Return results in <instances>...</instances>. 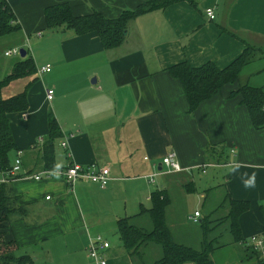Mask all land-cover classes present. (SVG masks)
<instances>
[{"label":"crops","instance_id":"obj_1","mask_svg":"<svg viewBox=\"0 0 264 264\" xmlns=\"http://www.w3.org/2000/svg\"><path fill=\"white\" fill-rule=\"evenodd\" d=\"M144 1L7 0L20 30L0 38V80L23 58L14 55L11 60L13 55L4 52L19 45L33 59L37 76L28 89V108L9 115L17 146L10 152V163L20 151L23 172L41 170L34 142L43 140L51 112L61 131V154L54 141L56 166L104 165L110 177L104 188L86 180L68 184L60 177L6 183L17 203L26 207V215L12 218L7 237L14 238L18 249L36 264H94L86 245L97 236L108 243L98 250L105 264H153L161 256L160 247L145 243L129 255L116 222L128 217L150 230L148 214L139 213L156 189L150 187L156 175L162 177L158 189L167 190L170 198L165 220L173 239L199 247V225L184 224L198 209L182 212V221L174 223L178 218L174 205L188 201L184 185L191 183L189 188L195 189L192 171L205 174L209 166L218 168L220 179L198 194L196 206L220 190L221 200L229 194L249 203L238 217L243 239L264 229V128L254 129L239 96H230L237 84L223 87L189 113L181 85L166 71L180 61L194 67L211 61L221 69L242 52L241 40L264 49V0H180L154 8L129 19L122 42L107 49L96 32L79 35L68 27L48 30L43 20V9L54 3H67L75 15L96 11L116 18ZM206 8L212 9L213 19L205 15ZM46 64L50 70L38 73ZM242 72V83L252 85ZM92 77L94 82L89 81ZM31 78L11 81L9 93L22 90ZM47 89H52L50 100ZM169 153L174 154L179 171L162 164ZM236 161L239 172L226 175ZM202 164L207 165L203 170ZM241 173H255L254 188L243 187L247 175ZM3 176L0 171V179ZM214 210L204 216L198 210V220ZM217 236L224 242V233ZM228 237L231 242L229 233Z\"/></svg>","mask_w":264,"mask_h":264},{"label":"trees","instance_id":"obj_2","mask_svg":"<svg viewBox=\"0 0 264 264\" xmlns=\"http://www.w3.org/2000/svg\"><path fill=\"white\" fill-rule=\"evenodd\" d=\"M177 1L180 0H146L133 10L121 12L116 18H106L96 11L86 15H75L67 3L61 2L46 6L43 9V20L48 30L68 27L79 35L96 32L102 47L107 49L122 42L126 22L129 19L154 8H164ZM19 30L20 26L7 0H0V38ZM241 41L244 43L242 52L221 69L211 61L198 67L191 66L186 61H180L170 65L166 71L181 85L189 113H192L202 102L220 94L223 87L237 84L236 88L230 92V96H239V103L246 108L252 127L258 130L264 128V89L262 86L242 83L240 76L242 69L248 63L264 54V49ZM23 77L32 78L22 90L9 93L11 88L8 86L11 81ZM36 79L33 59L30 56H24L16 61L10 72L0 80V171L3 174L11 168L14 162L13 160L10 163V152L17 149L11 133L9 115L24 112L28 108V89ZM46 121L47 131L43 140L39 138L34 142L35 146L39 147L40 168L41 170H52L65 167H57L54 162V141L61 136L59 125L51 112L47 114ZM20 153V151L17 152V155ZM20 170L12 180L22 177L23 174H20L23 172L22 166ZM25 173L36 172L29 170ZM6 183L0 182V264H36L30 255L16 254L18 246L15 239L7 237V229L10 227L12 218L26 215V207L17 203L16 196L12 195ZM189 184L184 185L187 191L193 188L192 185V188H189ZM149 202V207L142 206L139 214H148L151 222L150 230L131 223L128 217L119 218L116 222L121 245L129 255L136 254L142 244L153 243L161 249V256L153 264H215L213 255L215 249L240 243V247L244 249L245 261L251 260L252 264H264L258 253L246 244L247 239H243L240 235L238 217L248 210V201L235 200L230 198L229 194H225L221 204L227 207L223 219L227 222L226 229L231 237L230 244L223 242L219 245L218 236H210V233L212 234V231L217 228L210 223L215 220L217 224L222 222L221 218L211 219L210 215H207L197 220L201 231V242L197 248L173 239L165 220V210L170 203L167 190L154 189L149 195ZM95 238L88 240L86 245L87 255L94 264L96 262L90 257L88 246Z\"/></svg>","mask_w":264,"mask_h":264},{"label":"rangeland","instance_id":"obj_3","mask_svg":"<svg viewBox=\"0 0 264 264\" xmlns=\"http://www.w3.org/2000/svg\"><path fill=\"white\" fill-rule=\"evenodd\" d=\"M44 34H46V32H44ZM35 37V35L33 36V38ZM35 51L40 52V49L36 48L37 46H33ZM18 48H24L23 45H19ZM25 49V48H24ZM17 56H12L11 60L15 59ZM264 67V54H262L258 59H255L254 61L248 63L244 68H243V72H242V77L243 78H247L249 83L254 85V86H262V88L264 89V68H262V70L260 72H258V70ZM93 78V77H92ZM89 81H91V78L89 79ZM97 85V84H96ZM94 85V86H96ZM48 109V107H47ZM50 110V109H49ZM58 141L59 139L57 138L55 140V146L57 148V151H59V154H61V148L58 147ZM225 153V152H224ZM225 154H229L226 150ZM205 174L200 173L196 170L192 171V179L194 181V186L195 189L192 188V190L187 191L188 196H186L185 199H187L188 201L184 202H179L177 205H174V207L177 208V215L178 218L177 220H174V223H177L178 221L181 222V214L182 212H189L192 213L193 210L195 208H197L201 215L204 216L207 213H209L212 209H215L213 211V213H211L210 218L211 219H215V218H221V222L220 224H217V221H212L210 224L214 225L215 227H217L216 229H214L212 231V234L210 233V236H217V234L222 235L224 233V239L223 241L227 244H230V242L228 241V232L226 230V225L227 222L225 221L224 216L225 213L227 211V207L225 204H221V191L220 190H216L210 193V197L206 200V203H198L196 206V202H197V197L198 194L203 191L205 188H209L211 186H215L216 185V181L219 180L220 178L218 177V175H221L219 173L218 168L215 167H206L205 168ZM156 183L154 185H151L150 187L152 189L154 188H159L162 186V177L160 175H156L155 178ZM149 202H146V204L144 203V206L149 207ZM221 205V206H220ZM201 216V217H202ZM174 218V217H171ZM223 220V221H222ZM192 221H188L186 220V223L184 224H193V226H196V223H191ZM183 224V223H182ZM103 237V235H101ZM115 237L110 236L109 239L112 240ZM221 239V238H220ZM222 240V239H221ZM116 241V239L114 240ZM227 241V242H226ZM218 243H222V241L218 240ZM228 246L227 249L224 246H220L217 249H215L216 251H214V259H215V264H252V261H245L244 260V249H242L240 246H236V245H226ZM225 248L224 251H221V248ZM220 249V250H219ZM23 253V251L21 249H18L16 251V254H21ZM241 260V261H240ZM185 264H190V263H185Z\"/></svg>","mask_w":264,"mask_h":264},{"label":"built area","instance_id":"obj_4","mask_svg":"<svg viewBox=\"0 0 264 264\" xmlns=\"http://www.w3.org/2000/svg\"><path fill=\"white\" fill-rule=\"evenodd\" d=\"M205 15L209 19L214 18V13L211 8H206ZM39 35V33H38ZM5 55H19V48H12L10 50H6ZM50 64H46L41 66L37 71L38 73L48 72L50 70ZM52 97V89L46 90V98L50 100ZM64 146V144L62 145ZM20 154L16 156L11 168L4 174V176L0 179V182H8L14 179L17 173L21 170V159ZM162 164L165 165L169 170L179 171L181 168L177 161L174 159V154L169 153L162 158ZM206 164H202L200 166L202 170L206 167ZM22 177L19 178H29L33 180H39L41 178H48V177H60L63 178L68 184H72L76 180H86L91 183L98 184L101 188H104L110 179L109 177V169L107 166L104 165H97V164H89L86 166H82L75 162L61 168H56L52 170H41L36 173L27 174L22 172ZM11 176V177H9ZM150 181H153V175H150ZM47 196L46 198H48ZM199 217V211H194L191 215L188 216V219L192 222H197ZM247 245H250L253 250H255L259 258L264 263V230L254 233L246 238ZM108 243L103 241L99 236L95 238L93 242L90 243L88 246V252L91 258H93L96 264H105V260L103 257L98 253L99 248H107Z\"/></svg>","mask_w":264,"mask_h":264},{"label":"clouds","instance_id":"obj_5","mask_svg":"<svg viewBox=\"0 0 264 264\" xmlns=\"http://www.w3.org/2000/svg\"><path fill=\"white\" fill-rule=\"evenodd\" d=\"M240 163L238 161L236 162H233L231 164V166L227 169V171L225 172L226 175H233V174H236L239 172V169H240ZM242 177L244 175H247V179H243L242 180V183H243V187L245 189H248V188H254L255 187V173H252V174H246V173H241L240 174Z\"/></svg>","mask_w":264,"mask_h":264},{"label":"water","instance_id":"obj_6","mask_svg":"<svg viewBox=\"0 0 264 264\" xmlns=\"http://www.w3.org/2000/svg\"><path fill=\"white\" fill-rule=\"evenodd\" d=\"M19 56L24 57L25 56V50L23 48L19 49ZM91 82H94V78L91 80Z\"/></svg>","mask_w":264,"mask_h":264}]
</instances>
